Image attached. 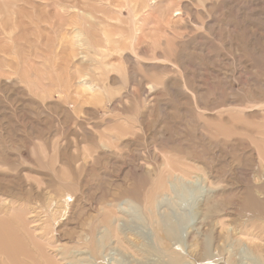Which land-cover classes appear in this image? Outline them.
<instances>
[{"label": "rangeland", "instance_id": "rangeland-1", "mask_svg": "<svg viewBox=\"0 0 264 264\" xmlns=\"http://www.w3.org/2000/svg\"><path fill=\"white\" fill-rule=\"evenodd\" d=\"M119 129L129 134L107 143ZM156 151L216 178L211 211L246 231L237 238H264V0H0V236L19 235L20 264L37 256L33 207L41 223L53 216L38 223L39 243L62 245L69 261L122 189L158 192L162 162L117 167ZM194 182L175 184L178 206L163 217L181 241ZM57 193L74 197L71 217L48 207ZM128 221L152 246L144 224ZM108 248V264H130ZM224 249L230 264H264V248L228 238Z\"/></svg>", "mask_w": 264, "mask_h": 264}, {"label": "bare ground", "instance_id": "bare-ground-1", "mask_svg": "<svg viewBox=\"0 0 264 264\" xmlns=\"http://www.w3.org/2000/svg\"><path fill=\"white\" fill-rule=\"evenodd\" d=\"M92 83L93 82H91L90 87H88V91H90V88L96 87V85ZM127 134H129L127 131L119 129L116 135H106L107 143H111V140L117 139V135L122 136ZM104 149L106 148L104 147ZM156 152L151 153V160L150 158L141 157L136 160L134 159V161L125 162L126 164L124 163L123 166L119 165L117 167L122 174L134 166L133 163H138L137 167L152 171L156 168L157 164L162 162L161 165L164 167L162 171L159 172L158 192H155L154 195H146L143 198L140 192H134L128 188L122 189L121 193L117 194L114 200L107 201L110 205V207L108 206L109 209L102 206L103 208L98 212V216L94 218L97 222L89 224L90 229L88 228L79 235L90 237L88 240H84V242H80L79 240L76 241L77 246L73 249L76 250L77 256L70 259V262L65 258V253H62V245L54 246L50 243L47 245L46 241H44L47 245V247H45V245H43L44 242H42L43 244L39 243L45 234L44 229L41 228L42 225L38 224L41 223L43 209L33 207L31 209L32 211L29 213L30 216L28 220L31 221L28 223V226L29 229L36 228L32 231V234H29V237L31 238L30 245L36 250L37 256L30 258L31 253L25 251V253H27L26 257L30 258L28 264H61L62 261L66 262V264H83V262L87 264H108L106 249L112 245H115V250L121 251L129 258L130 264H230V259L224 256V247L226 246L228 238H232L233 241L245 247H253L257 253L264 248V238H247L246 236L237 238L238 235H244L246 231L243 229H236L231 219L223 218V216L221 217L218 215V212L215 213L213 209V212L211 211L210 199L212 197L214 198V195L219 189V186L214 183L215 177L212 175L207 176L202 172L193 176L194 173L190 170L191 168H188L185 163L179 161V163H171L168 159H163L164 156L162 157L159 152ZM76 155L75 159L81 160V154ZM117 162L118 161H114L112 167H116V165H118ZM195 180L201 183V187L199 188L198 197L194 200L196 204L191 212L192 214L194 213L191 217L193 226L185 232L184 240L181 241L178 232L165 225L163 217L165 214L167 215L170 205L174 207L178 206L177 203L174 202L176 197H174V186H176L178 182H185L193 185ZM108 192L112 194L111 190ZM42 193L43 191L41 190L39 194L42 195ZM118 195H122L123 199H119ZM73 198L74 197L69 195L58 193L56 195H49V199L47 196V200H50L51 204H49L50 206L48 204L46 205H48L50 209L53 208L52 210H56V212L60 210V212L63 213L62 217L67 216V214L70 216L75 209V204H72L70 201V199ZM104 198L106 197H103L102 200L106 201ZM6 203L5 201V204ZM0 207H2L1 204ZM214 215H217V217H212ZM45 217L47 220L53 216H49L47 213ZM68 217L65 219H68ZM44 218L43 220H45ZM129 219H136L137 222L141 221L144 224V227L148 229L149 232L148 237L150 239V245H152L150 247L153 249L148 247L149 244L145 245L146 243L144 244V241H140L141 234L137 237L138 233L136 234L133 230L128 228L130 227ZM1 224L4 225L5 222L3 223V221H0V225ZM97 224L100 229H96L95 225ZM63 225L65 228L67 227L66 224ZM0 238L3 242L0 244V254L6 256V260L2 259V264H20L19 254L22 253L20 251L23 250L24 244L19 235L13 232L11 236H0ZM176 246H178V248H176ZM150 250L154 254H157L155 257H157L158 260L156 259L153 263H150V260L148 261L147 259L151 257L150 254L152 253H150ZM148 255L150 256L148 257Z\"/></svg>", "mask_w": 264, "mask_h": 264}]
</instances>
